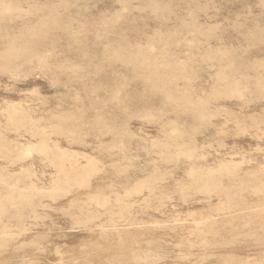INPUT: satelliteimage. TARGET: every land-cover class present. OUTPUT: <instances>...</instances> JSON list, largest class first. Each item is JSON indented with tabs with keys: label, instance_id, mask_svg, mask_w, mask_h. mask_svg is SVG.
Segmentation results:
<instances>
[{
	"label": "rangeland",
	"instance_id": "obj_1",
	"mask_svg": "<svg viewBox=\"0 0 264 264\" xmlns=\"http://www.w3.org/2000/svg\"><path fill=\"white\" fill-rule=\"evenodd\" d=\"M0 264H264V0H0Z\"/></svg>",
	"mask_w": 264,
	"mask_h": 264
}]
</instances>
